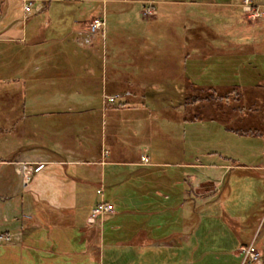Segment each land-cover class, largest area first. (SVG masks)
<instances>
[{"label":"rangeland","instance_id":"rangeland-1","mask_svg":"<svg viewBox=\"0 0 264 264\" xmlns=\"http://www.w3.org/2000/svg\"><path fill=\"white\" fill-rule=\"evenodd\" d=\"M31 1L32 12L41 2ZM107 1L106 3L101 0L77 1L80 11H84L86 15L94 11L95 16L82 22L80 29L69 37L65 45L53 39L56 36L51 32V25L49 27L45 24V19L56 23L66 17L62 14L60 17L57 15L51 17L53 9H60L61 5L58 3L50 4L48 13L45 10L31 14L32 20L39 22V25L35 26V31H40L47 37L48 33H51L49 41L35 43L23 49L16 48L18 46L11 42L0 43V54L6 53L0 57V81H2L0 84V159L11 160L0 167V180L16 182V175H18L20 183V174L15 170V159L30 158L25 153H41L43 148H72L74 150L72 157L74 154L77 157L82 155L91 157L93 153L87 154L85 147H89V151L93 150L91 146L95 138H100L99 134L103 131L101 120H97V117L88 112L79 115L66 113L48 120L37 116L25 117L22 108L23 94L19 91V85L11 83L10 74L21 75L24 68L33 63L38 67L35 69L31 67L28 73L37 72L48 57L57 63L51 70L64 71L67 79L69 75L79 77L81 71L87 67L96 71L104 66V60L108 61L111 57V55L108 57L103 47L105 37L106 43H110L114 51L118 50V47L128 50L126 54L125 52L113 53L115 55L113 60L109 61V69L105 67L106 72H109L105 78V86L108 84L118 88L119 92L115 93L121 96L117 99L124 96L131 97V93H134L135 96L131 98L132 103L144 101L148 105L144 110L146 114H155L158 118L161 114L168 116L162 119L168 122L164 121L161 127L165 135H168L149 139V153L156 157L162 154L164 158L159 159L161 161L176 162L181 158V148L186 145L188 152L192 153L188 159L193 160L194 163L214 161L220 157L223 162L232 167L223 169L195 165L189 171L191 175L186 176L181 171L182 179L176 182L180 186L172 190L168 199L156 195L158 190L151 188L149 191L151 194L148 193L140 198L138 203L128 200L116 202L118 209L122 211L120 221L112 220L111 223L118 224L119 228L113 232L108 231L107 226L102 228V231L99 230L101 233L97 245L100 247V240L104 242L109 234L121 236L122 224L129 228L144 225V229L140 227L136 234L128 238V241L130 239L131 242H136L135 248L132 245L117 246V249L114 248L111 251L98 248L97 252L91 253L95 255V261L90 263L89 256L85 252H70L66 254L67 256L62 253H53L61 252L60 249L68 247L69 244L76 247L82 246V242L74 238L69 242L72 236H69L65 229L56 227L52 231H46L40 228L31 235H25L23 242L16 240L18 238L7 231H0L9 234L10 242L13 241L12 243L4 242L9 243L6 245L0 244V264H187V260L192 258L193 264H205L206 261L215 264L218 261L217 254L221 256L220 261L226 258L227 264H232L236 260L232 255L223 256L222 253L203 252L201 248L215 250L219 247L233 246L236 240L250 231L249 224L252 225V230L256 231V234L254 235L252 231L250 240L239 247L241 261L246 263L263 259L264 84L251 89L235 87L231 91L229 87L213 89L205 85L199 86L197 83L214 84L233 81L240 83L239 80L243 83L246 76L249 82L252 80L250 75L255 76L254 73L250 71L251 73L246 75L245 72H249L248 66L256 58V56L252 58L251 55H256L254 51L258 45L257 41L262 37V32L264 35V0H252L251 11L245 9L244 0H239L238 7L207 6L198 2L202 0H156L154 8L142 7L139 2ZM234 1L237 2V0ZM146 9L150 12H145ZM77 13L78 11L73 16L78 17ZM101 17L105 22L104 37L97 35L91 43L81 44L80 37L88 24ZM68 20L69 22L64 18L63 24L69 25L72 19L68 18ZM129 37L137 38L136 45L123 44ZM97 40L100 41L98 45L95 43ZM94 48L99 54L96 59L91 57ZM232 53L237 55H229ZM129 54L138 56V60H131L132 57L128 56ZM123 55L130 58L124 59ZM186 56L189 57L188 61ZM207 56L210 57L208 61H203V57ZM261 56L260 59L264 63V54ZM122 58L132 61L131 64L137 63L136 69L132 68L135 77L117 78L111 75L114 72L110 69L111 66L121 67L122 64L119 62ZM16 63L17 69L9 73L8 70ZM185 69L188 70L189 76L182 75L181 70ZM124 70L126 74H131L129 68ZM232 73L237 74L238 79L235 80ZM40 81L42 80L32 85L39 86L42 84ZM126 90L130 93L125 92ZM115 93L105 92L104 95ZM31 94L32 92H27L28 96ZM104 95L103 99L107 101ZM32 96H40V92L33 93ZM107 115H103V122L108 119ZM124 116L118 112L113 118V123L119 122ZM182 117H186L188 122L181 121ZM144 123H146L145 130L151 128L152 122L148 116ZM230 128L234 130L231 131ZM236 132H245V134ZM147 137L148 135L146 139ZM141 155L140 161L147 163L148 156V160L143 161ZM235 162L246 164L247 167L233 166ZM257 165L258 168L255 167ZM157 166L175 167L171 164L154 167ZM34 167L40 168L41 165L35 164ZM110 169H112L110 165L103 166L105 174ZM169 173L176 175L174 171ZM218 174L222 182L218 188L219 193L216 194L217 188L213 185V180L218 178ZM166 184L170 186V181ZM1 189L3 193L6 192V188L1 187ZM180 190L178 194L177 191ZM161 193L166 196L164 192L161 191ZM202 196L207 197V200L202 202ZM178 200L179 204L175 207L174 203H178ZM153 202L158 204H156L158 208H163L161 215L146 212L151 209ZM191 205L195 210L192 220L194 228L192 244L197 246L192 251V257L190 250L193 247L191 246L186 250L183 245L184 248L181 250L157 245L162 233L174 226V216H176L175 226L178 230L182 229L183 214L190 209ZM137 209L147 214H134L132 210ZM112 213L99 217L93 224L86 225H98L101 218ZM55 223H58L57 220ZM237 224L239 226H236ZM124 240L127 241V238ZM248 246H252L258 252L255 260L249 261L244 258L243 248ZM237 260L239 261V258Z\"/></svg>","mask_w":264,"mask_h":264},{"label":"crops","instance_id":"crops-1","mask_svg":"<svg viewBox=\"0 0 264 264\" xmlns=\"http://www.w3.org/2000/svg\"><path fill=\"white\" fill-rule=\"evenodd\" d=\"M36 1H39L41 3L37 4L30 14H25L23 13V0H0V43L19 42L26 43L28 46H32L35 43L38 44L49 41L48 38L51 37V33H48L49 36L47 37L45 35H42L40 31H35V26L39 25V22H34L32 20L33 17L31 14L34 12H43L45 10L46 13H48L49 6L52 3H58L59 5H61V7L59 10L53 9L51 17L55 15L60 17V14H62L63 16H66L64 18L67 19L68 22V18L72 19L69 25L63 24L62 21L64 20V18L60 19L56 23H52L50 19H45V24L49 27L51 25V32L52 34H54V36H56L53 39H55L57 43L62 45H65L69 41V37L80 29L79 27L81 26L82 22L95 16L94 11L87 13V15L84 11H80V5L79 3H77L78 0H34V2ZM101 1H105L106 3V0ZM116 1L139 2L142 7L152 6L153 8L154 3H157L156 0ZM186 2L190 3L192 1ZM198 2H200L202 5L217 7L239 6V0H237V2H235L234 0H202ZM77 11V14L79 16H73V14ZM102 11L104 12V7L102 8ZM136 39L137 38L129 37L127 38V40H124L123 44L136 45ZM99 42V40L95 41L97 45L99 44ZM257 43L262 44V54H264L263 32L262 37L257 41ZM103 47L104 49H106V54L108 55V57H110L111 55L110 59L107 61L104 60V57V66H99L101 68L97 69L96 71L89 69L85 64V67L87 68L82 70L80 74L78 73L80 75L79 77H77V75H69V78L67 79L65 77L66 75L64 71L50 72L47 70L43 73L42 79H30L26 80L25 82H23V80L21 79L15 81L11 79V83H13L14 85H19V91H21L23 94L24 101L22 103V108L25 112V117L33 118V116H37L41 118H47L48 120V118H53L59 115L63 116L66 113H74L79 115L88 112L97 117V120H101V130L103 131H101L99 134L100 138H95L94 144L93 146H91L94 152H92L93 150L89 151V147H85L87 154L93 153L91 157L84 155H82L81 157H77L75 154L72 157L71 154L74 151L72 150V148H43L41 153H25L27 157L29 156L30 158L15 159L16 161H31L34 163V165H41L40 168L34 167L33 165V177L27 188L21 187L18 175H16V182L0 180V188H6L5 193H3L2 189L0 190V231H7L13 236H16L18 238L16 240L23 242L25 241V239H23L25 235H31L40 228L46 231H52L53 228L56 227L59 229H65V232L68 233L69 236H72L69 238V242H71L74 238L77 241H81L82 246L76 247L75 245L71 246L69 244L68 247H62L60 249L61 252H52L54 254L62 253L65 256H67L66 254H69L70 252H85L89 256L90 263L92 261H95V255L91 253L97 252L98 248L101 250L106 248V251H111L114 250V248L117 249V246L132 245L134 246V248L137 246L136 242L133 243L130 241V239L128 241V238L136 234L137 231L140 230L141 226L137 225L133 228H129L127 226H124L123 224L121 236H119L118 234H109L104 242L100 240V247L97 244L99 243L98 238L101 233L99 232V230L102 231V228H104L105 226H107L106 228L110 232H113L115 229L119 228L118 224L112 225L111 223L112 220H119L122 212L118 209L116 202L128 200L133 201V203H138L137 201L140 198L146 196V194L141 192V189H145L146 187H148L149 183V180L145 177V175L141 174L144 169H149L156 165L165 164L167 166L171 164L175 167H181L182 173H185V175L188 176L191 175L189 172L190 169L195 165L200 167L205 166V168H211L210 166H215L223 169H225L226 167H229V169H231L232 167V165H227L226 162H223V159H220V157L218 158L220 161L217 158L214 159V161L216 162L208 161L194 163L193 160L188 159L189 156H192V153L188 152L186 145L181 148V158L176 162L161 161L159 159L164 158L162 154L156 157L149 153V139H151L150 135L152 134L153 128L145 130L144 124L146 123H144V121L146 120V116H148L150 120V118H156V115H149V113L146 114L144 112V110L147 109L148 105L144 101H138L137 103H132L131 101L130 107L113 108L111 106V103H108L107 101H105V99H103V95L105 94V92H119L118 88L114 86H109L108 84L107 86H105L106 75H109V72H106V68L109 69L110 67L109 61L113 60L116 53L118 54L120 52H125L126 54L128 50L126 48V50L124 48L120 49V47L117 46L118 50L114 51L110 43H106V37L104 38ZM92 52V59H96L97 57H99L96 49L94 51L92 50ZM124 56L125 55H123V57ZM128 56H130V54ZM128 56L124 57V59L132 57L131 60H138V56L134 54L130 57ZM251 56L252 58L255 57V55ZM260 56L261 55H257L255 60L262 66L261 71L264 77V66L262 65L263 61L262 59H260ZM209 58V56L203 57L202 60L208 61ZM47 59H49V57L45 58V60ZM124 59L122 58L121 61L119 60V63L122 64L121 67L115 68V66H111L110 69L114 70V72L111 74L113 77H135L132 68L136 69L137 63L135 64L133 62V64H131L132 61H127L128 59ZM188 60L189 57L186 56V61ZM106 63L107 66H105ZM35 68L36 66L33 69ZM128 68L131 74H126L124 69ZM187 71L188 70L186 69L181 70V73L186 76L188 73ZM30 73L33 74V71ZM10 75L16 76L17 74L13 75L11 73ZM38 80H42L40 81L42 83L41 85H32ZM90 81H92V83ZM259 81H262L264 84V78H261ZM1 82L2 81H0V84ZM239 82V86L243 87L241 85L243 83L240 80ZM107 83H109V81H107ZM226 83L227 82H224L222 84ZM139 84L141 83L139 82ZM27 87L28 89H26ZM27 92H32V94L40 92V96L33 97L32 94L31 96H28ZM125 92H127L128 94L130 93L127 90ZM131 96L134 97V93H131ZM118 112L121 113L122 116L126 114L128 116H124L120 119L119 122L114 124L113 118L117 115ZM105 114H108V119L103 122L102 117ZM164 121L166 123L168 122L167 120ZM164 121L160 120V122L158 123L160 125V128L162 127ZM222 129L225 131L224 127ZM105 130L106 132H104ZM226 130L228 129L226 128ZM146 134L148 135L147 139ZM146 140H148V142H146ZM20 154L22 155L24 153ZM141 154H145L148 156V164L140 161ZM221 157L228 158L224 155H221ZM9 161L11 160L0 159V167L2 165H6ZM105 165L112 166V169L108 170L107 174H105L103 171V166ZM233 166L247 167L246 164L236 162L235 164H233ZM255 167L258 168V165ZM186 182L188 185V181ZM186 182L184 183L186 184ZM221 182L222 180H220V176L218 174V178L213 180V185L215 186V188H217L216 194L219 193L218 188L220 187ZM99 187L102 188L101 193H97L96 191ZM157 193L158 194L156 195H160V197H164L165 199H167V196L162 195L161 191H157ZM149 194L151 193L149 192ZM101 198L113 203L114 212L111 215L101 218V222L98 225L87 226L86 217L88 215V212L90 208ZM201 198H203L202 202H204V200H207V197L205 196H202ZM151 202L152 201H150V203ZM155 202L151 204V209H148L146 212L155 215H161L163 208H158V204ZM132 212H135L134 214H147L145 212H142L141 209L132 210ZM194 212L195 210L191 205L190 209L187 210L185 214H183L184 226L181 230H178L175 226L176 216H174V226L164 233L161 232L163 235L160 237V240L157 241V245L170 247L171 249L180 248L181 250L184 248V246L186 250L191 246V248L193 247L190 250L192 257V251H194L197 247L195 244H192V236L194 235L192 220ZM55 220H57L58 223H55ZM249 225L250 231L246 233V235L242 238L236 240L233 246L223 248L219 247L215 250L213 248H201V251L222 253L223 256L232 255V257L236 259L232 262V264H264V258L246 263H242L241 261L242 258L240 255L239 247L243 243H246L250 240V238L252 237V233H254V235L256 234V231L252 230V225ZM236 226H239V224H237ZM141 228L144 229V225ZM118 236L122 239H119ZM126 238L127 241L124 240ZM0 244L6 245L9 243L1 242ZM64 245L66 244L64 243ZM220 258L221 256L217 254L216 259L218 261H216L215 264H227L226 258L223 261H220ZM238 258L239 261L237 260ZM192 259H188L187 264H193L194 260ZM205 264H210V262L206 261Z\"/></svg>","mask_w":264,"mask_h":264},{"label":"trees","instance_id":"trees-1","mask_svg":"<svg viewBox=\"0 0 264 264\" xmlns=\"http://www.w3.org/2000/svg\"><path fill=\"white\" fill-rule=\"evenodd\" d=\"M13 45H16L18 47V49H23L24 47H27L28 45L26 43H19V42H12ZM257 48L255 49L254 51V54H256L255 56L257 55H262V44L259 43L258 45H256ZM6 54V53H4ZM4 54H0V57L3 56ZM229 55H237V54H229ZM238 56H240L238 54ZM52 58H49L47 60L44 61V64L40 66V69L37 71V72H34L33 74L31 73H28L29 70H31L30 68L31 67H38L37 65H35L34 63L31 64V65H27V69L24 70V72H22L21 75H16V76H11L10 78L12 80H23V82H25L26 80H33V79H42V75L45 71H50V72H55L56 70H51L53 67L55 68V66L57 65V63H55L54 60H51ZM256 59V58H255ZM1 60V58H0ZM32 62L34 61V59L31 60ZM251 65L248 66V69H249V72H245L246 75H249V73H254L255 76H252L250 75L251 79L250 82L248 81V78H244L243 79V87H247V88H255V87H259L262 85V81L260 82L259 80L261 78H264L263 75H262V66L256 62L255 60L251 61ZM18 67L17 63L15 64V66L13 68H11L9 71V73H11L12 71L16 70ZM1 68V66H0ZM251 71V72H250ZM234 73H237V72H234ZM232 73V75H235V76H232L234 77V79H238V76L237 74H234ZM51 74V73H50ZM184 77H186L184 74H182ZM1 77V76H0ZM191 81V80H190ZM234 82V83H233ZM233 82H230V84L226 83V84H200V83H197L199 86L200 85H205V86H208V87H215L218 88V87H229L231 89V91H233V89L235 87H240L239 86V83L237 81H233ZM246 83V84H244ZM200 90V89H199ZM131 97H128V96H124V97H121L119 99H117L115 102L111 103V106L113 108H126V107H130L131 106ZM214 98V97H213ZM196 100V99H195ZM165 112L166 109H165ZM168 116L167 115H164V114H161L158 118V116H156V118H150V121L152 122L151 123V128L152 129V135H151V139L153 137H164V136H167L165 135L164 131L160 128V125L158 124L160 122V120L164 119V118H167ZM188 119H186V117H182L181 118V121H187ZM231 131H233L234 129L230 128ZM241 134H245V132H241ZM169 171H174L176 172V175L174 173V175L172 176ZM180 171V173H179ZM141 174L145 175V177L149 180V183H148V187H146L145 189H141V192H143L144 194H148L150 189L152 188L153 190H158L160 191L159 189H161L162 192H164L167 196V199H168V196L170 194H172V190L174 188H176L178 186H180V184H176V182H178V180H181L182 179V175H181V167H167V168H164V167H161V166H157V167H152V168H149V169H144ZM167 181H170V186L167 183ZM166 184V185H165ZM164 186V187H162ZM157 192V191H156ZM181 192L180 191H177V193L179 194ZM177 204V205H176ZM179 204V200H178V203H174V206H178ZM168 206V205H167ZM175 206V207H176ZM173 207V209L175 208ZM121 239V238H120Z\"/></svg>","mask_w":264,"mask_h":264},{"label":"built area","instance_id":"built-area-1","mask_svg":"<svg viewBox=\"0 0 264 264\" xmlns=\"http://www.w3.org/2000/svg\"><path fill=\"white\" fill-rule=\"evenodd\" d=\"M245 1V9L247 11H251L252 8V0H244ZM32 1L31 0H23V13L25 14H30L32 10ZM145 12H150L149 9H146ZM105 34V22L104 18H96L93 21H91L88 24V27L85 29L83 34L80 37V43L85 44V43H91L92 39L100 35L102 38L104 37ZM106 100L108 102H113L115 101L118 97L121 95L118 93L115 94H107L104 95ZM141 160L147 161V155L142 154L141 155ZM16 167L15 170L20 174V184L22 188H27L29 186V183L32 179L33 173H34V167H33V162L31 161H24V160H18L15 162ZM97 193H101L102 188H97ZM114 211V206L111 202L100 199L97 201L92 208L90 209V212L86 218L87 224H93L96 222V220L99 217H102L103 215L112 213ZM11 236L9 234H6L4 232H0V243L1 242H10ZM244 251V258L247 260H255L258 256V252L252 247L248 246L243 248Z\"/></svg>","mask_w":264,"mask_h":264}]
</instances>
